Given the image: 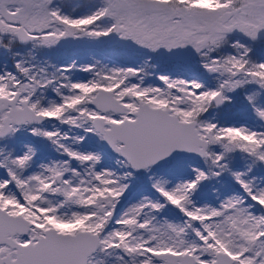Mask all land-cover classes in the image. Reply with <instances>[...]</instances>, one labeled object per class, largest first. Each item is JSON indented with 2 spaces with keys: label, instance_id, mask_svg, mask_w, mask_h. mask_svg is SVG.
Wrapping results in <instances>:
<instances>
[{
  "label": "snow or ice",
  "instance_id": "obj_1",
  "mask_svg": "<svg viewBox=\"0 0 264 264\" xmlns=\"http://www.w3.org/2000/svg\"><path fill=\"white\" fill-rule=\"evenodd\" d=\"M0 264H264V0H0Z\"/></svg>",
  "mask_w": 264,
  "mask_h": 264
},
{
  "label": "flooded vegetation",
  "instance_id": "obj_2",
  "mask_svg": "<svg viewBox=\"0 0 264 264\" xmlns=\"http://www.w3.org/2000/svg\"><path fill=\"white\" fill-rule=\"evenodd\" d=\"M102 56H103V61L102 62H108L109 60H111L113 63H116V64H120L122 63V60L120 57H118L116 55L115 52H113L112 50H105L103 53H102ZM97 59L101 58V56H97L96 57Z\"/></svg>",
  "mask_w": 264,
  "mask_h": 264
}]
</instances>
